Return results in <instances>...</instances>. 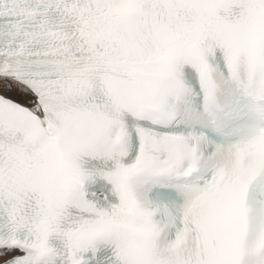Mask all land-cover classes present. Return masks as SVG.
Masks as SVG:
<instances>
[{
    "label": "snow or ice",
    "instance_id": "snow-or-ice-1",
    "mask_svg": "<svg viewBox=\"0 0 264 264\" xmlns=\"http://www.w3.org/2000/svg\"><path fill=\"white\" fill-rule=\"evenodd\" d=\"M0 264H264V0H0Z\"/></svg>",
    "mask_w": 264,
    "mask_h": 264
}]
</instances>
